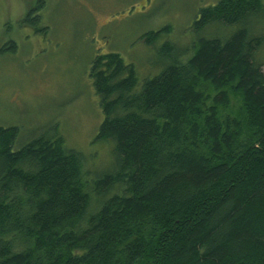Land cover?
Masks as SVG:
<instances>
[{
  "label": "trees",
  "instance_id": "trees-1",
  "mask_svg": "<svg viewBox=\"0 0 264 264\" xmlns=\"http://www.w3.org/2000/svg\"><path fill=\"white\" fill-rule=\"evenodd\" d=\"M261 18L264 0L204 5L192 42L164 41L166 62L142 77L117 52L96 55L107 172L59 134L15 148L17 127L0 126V264H264Z\"/></svg>",
  "mask_w": 264,
  "mask_h": 264
},
{
  "label": "rangeland",
  "instance_id": "rangeland-1",
  "mask_svg": "<svg viewBox=\"0 0 264 264\" xmlns=\"http://www.w3.org/2000/svg\"><path fill=\"white\" fill-rule=\"evenodd\" d=\"M217 1L0 0V126L17 127L15 148L59 134L92 174L111 170V142L95 139L103 114L90 77L93 58L113 51L139 77L156 73L166 62L158 56L161 44L188 46L198 9ZM29 11L34 26L24 24ZM258 20L264 33V19ZM166 25L171 31L153 45L140 39Z\"/></svg>",
  "mask_w": 264,
  "mask_h": 264
}]
</instances>
